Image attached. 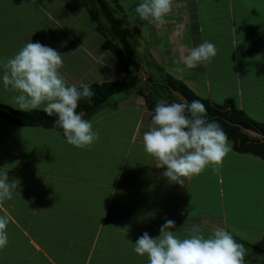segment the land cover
Here are the masks:
<instances>
[{
    "label": "crops",
    "instance_id": "0c3cea01",
    "mask_svg": "<svg viewBox=\"0 0 264 264\" xmlns=\"http://www.w3.org/2000/svg\"><path fill=\"white\" fill-rule=\"evenodd\" d=\"M60 3L66 5L64 0ZM166 20L165 25L155 26L158 36L154 34L153 42L157 39L170 77L182 79L180 82L197 97L203 94L209 98L210 88H223L217 72L220 67H225L224 71L231 70L237 79L255 70L256 83L248 84L250 88L240 87L239 83L236 95L228 99L245 115L251 105L257 109L254 113L264 118L263 105L248 103L252 99L257 101L259 96H263L261 102L264 99V0H173L172 12ZM64 21L65 26L54 19L52 10L44 6L43 0H0V61L33 42L32 37L44 38L46 27L38 26L42 22L55 25L68 35L67 28L73 26V18L66 15ZM204 41L216 45L217 55L206 67L186 69L183 57ZM44 43L49 45L42 39V45ZM85 53L91 59L89 51ZM110 68L115 70V66ZM182 68L185 70H178ZM142 77H146V73L142 72ZM254 89L258 92L253 93ZM4 90L0 81V91ZM205 98L201 99L214 106L228 100L216 104ZM131 103L138 112L134 128L127 131L122 127L123 122H114L110 125L113 134H109L108 141H102L107 134L103 131L105 127L96 126L93 129L99 132V139L86 149L68 145L61 135L54 137L46 147L28 144L26 140L32 141L36 136H26L28 127L0 117V174L7 172L10 183L11 178L18 177L17 172L24 177L18 178L12 199L3 205L13 222L7 228L8 246L0 250V264H147V257L137 256L132 244L145 232L152 238L158 237L166 219L175 221L173 231L181 239L189 237V229L194 226H199L205 237L223 228L245 246L246 264H263L264 208L254 210L251 200H246V193H233L237 178L244 180L243 170L252 174L249 168L241 166H251V161L258 157L243 163V159H248L232 149L224 158L218 179L211 168L204 171L216 176L215 184L207 182L208 178L201 174L195 181L186 180L183 187H173L174 183L162 176L165 169L155 168V162L143 151L142 135L154 111L148 110L145 100L136 96L132 102L122 98L115 103L114 113H127ZM0 104L6 105L1 95ZM98 123L94 121L95 125ZM31 129L39 133L43 128ZM239 158L242 163L238 162ZM258 160L259 166L255 168L258 175L255 174L262 181L264 160ZM236 164L241 166L237 169ZM32 167L37 168L35 172ZM221 173L230 175L227 176L228 186ZM32 179L34 182L29 183ZM217 185L219 190L210 192L209 197L203 186H214L216 190ZM224 188H229L226 195ZM261 194L264 197V192ZM256 198L252 200L257 202ZM32 216L43 219L35 221V228L49 224L50 231L43 234L41 229L27 226L35 219Z\"/></svg>",
    "mask_w": 264,
    "mask_h": 264
},
{
    "label": "clouds",
    "instance_id": "9594fccd",
    "mask_svg": "<svg viewBox=\"0 0 264 264\" xmlns=\"http://www.w3.org/2000/svg\"><path fill=\"white\" fill-rule=\"evenodd\" d=\"M172 5L173 0H141L133 11L141 21L161 27L167 23ZM216 55V45L204 41L187 51L183 63L186 69L206 67ZM63 56L49 46L30 41L12 57L0 61V81L6 90L15 93L13 104L21 112L42 109L55 117V126L68 145L86 149L99 139V132L77 108L82 98L90 100L93 93L86 84L77 87L66 81L61 74ZM142 144L145 154L155 162L154 167L165 169L163 178L181 187L208 168L219 175L224 158L232 150L220 125L207 119L204 105L198 100L189 103L182 96L172 102L161 99L156 103ZM17 183L8 181L7 172L0 174V250L8 246L7 228L13 222L3 205L12 199ZM175 227V221L166 219L158 237L143 233L131 243L134 253L147 257V264H246L245 246L231 232L217 228L205 237L199 226H194L191 235L181 239L173 231Z\"/></svg>",
    "mask_w": 264,
    "mask_h": 264
},
{
    "label": "rangeland",
    "instance_id": "374dc122",
    "mask_svg": "<svg viewBox=\"0 0 264 264\" xmlns=\"http://www.w3.org/2000/svg\"><path fill=\"white\" fill-rule=\"evenodd\" d=\"M64 1L66 2V5H62L60 3V0H43V3L46 8L52 10L53 18L62 22L64 26L66 15H70L73 18V26L71 27V29L67 28L68 35H66V32H61L60 28L56 27L55 25H51L48 22H42L41 24H38V26L40 27H46L44 31V38L42 39L43 41L49 42V45H46L45 43L44 44L64 55V64L63 68L61 69V74L62 71L65 70V72L64 75L62 74V76L69 84H74L77 87H79V85L81 84L90 86L94 83L100 84L103 82L114 81L121 78L123 75L122 68L119 66L115 57L110 52L102 49L103 37H101V35L95 30V27L97 25L96 17L99 19L104 28H108L110 25L106 17L103 15L102 11L100 10L98 4L93 3L92 8L86 6L83 0ZM104 1L111 8L110 10L113 16L122 19V21L124 22V27L127 28L129 32V42L135 51L136 58H138V60H140L141 62V72L146 73V77H142V74L140 73L138 74V84L128 93L113 95L94 114L90 115L89 117L84 114L85 119L92 121L93 128H95L96 126L101 127V129L105 127L103 131L107 134L102 137V141H108L110 138L109 134H113L114 130L110 125H112L114 122H123L122 127H124L125 130L130 131L131 128H134V125L136 124L138 118V112L135 111L134 104H129L130 108L127 109V113L121 111L115 114V103L121 102L122 98H128V101L132 102L134 101V98L136 96L141 97L143 100L148 97L147 99L154 103H157L161 99L172 102L176 99L171 97L168 99L166 94H171V88H177V86H175L176 84L172 83V80L169 79L171 75L168 73L167 68H165V63H163V52L157 47V39L153 42V39L156 37L154 34H157L158 36V32L155 30V26L146 21H141L134 14L133 10L135 6L138 5L141 0H116L122 10L116 8L113 0ZM51 4H53V6ZM89 10H91V13L88 12ZM42 39L40 40L37 36L35 38L32 37L33 42H39L41 44ZM116 43H118V41ZM85 51H89L91 59L90 57H88ZM110 66H115V70H113V68H110ZM66 68L69 69L66 70ZM224 69L225 67H220L219 71H217L218 74L221 75L222 82L220 83V85H222L223 88L219 90L212 87L210 88L209 98H205L203 94H200L201 96H199L201 98H205L210 100L211 102L220 104L224 99H228L230 96L236 95V91L238 90L237 85L239 83L240 87H244V85H246L248 88H250L248 84L252 85L256 83L255 70L250 71V75H244L241 79H237V77H235L234 73H232L231 70L224 71ZM248 77H251V80ZM180 81H182V79ZM242 90H244V88H242ZM255 90L256 89L253 90V93L258 92ZM4 92L6 93L5 95ZM0 95L2 97V101L6 102L5 106H9L18 110V108L13 104L12 98L14 94H12L11 91H0ZM261 97L263 96H259V99L257 101H254L252 99L248 101V103H253L252 105L257 104L259 107H262L263 105L264 107V99L261 102ZM244 104H247V102H245ZM256 110V108L250 105L249 109H246L248 113H245L250 119L264 123V118L262 117L263 115H256L254 113ZM261 113L263 112H260L259 114ZM252 115L255 116L257 120L253 119ZM97 120L99 121V123L95 125L94 121ZM25 131L27 137L32 136L33 134L36 135L32 137L34 140H26L27 143H35V145L39 147L41 146V144L46 147L50 142L55 140L54 137L57 138L60 135V133L58 135V132L54 130L42 129L39 133H37L36 130L28 128ZM101 143L106 145L103 142H100V144ZM39 149L40 148H37V150ZM27 153L29 154L30 151H27ZM244 157L245 159L247 158L248 161H245L243 159V163H247L250 160L256 159L255 156H252L250 154H244ZM257 160L251 161L253 162L251 166L250 164H243V166L239 164L242 169L249 168L248 170H250L252 174H250L249 172L246 173V171L243 170V173H241V175H244V180L242 178L238 179V177L237 182H235V186L237 188H233L234 194L240 192H244L247 194L248 198L246 200H251V202L253 203L252 208H254V210H257L258 208H264V197H262L261 194L262 192H264V179L260 178L263 181L262 182L256 176V174L258 175V171L255 170V168L259 166V162H257ZM238 162L242 163V160L240 159L238 160ZM239 165L236 164L234 165V167H237L238 169L240 167ZM36 169V167H32V172H35ZM27 170L28 172H30L29 170H31V168L28 167ZM203 175L208 178L206 179L207 182H213L215 184L216 176L205 173H203ZM221 175L224 180L223 182H227L225 185L228 186L227 176L230 177V175H224L223 173H221ZM15 176L18 177L11 178L10 181H17L18 185V178L21 177L20 180H22L24 177L20 176V172H17ZM27 176H29V174ZM219 176L220 175L217 176V179ZM193 179L194 181L195 179L197 180L198 176H194ZM30 182H34V179L29 180V183ZM172 186L180 188V185L177 184H173ZM203 188L207 191L209 197H211L210 192L212 193L214 191V193H216L219 190L218 185L216 190H213L214 186H203ZM239 189L241 190L239 191ZM228 190L229 188H224V190L222 191H224L226 195V192ZM253 197H258L256 198L257 202L252 200ZM203 199L204 196H202V202L205 201ZM190 201L194 202L193 199H190ZM175 202V200H172V204H175ZM36 217L38 216H32L31 218L35 219H33V221L30 222L27 226H30L31 229H41L43 234H47L50 231L49 224H42L41 228L40 225H38L37 228H35V221H43L42 218ZM191 229H189V231ZM256 255L260 256V254Z\"/></svg>",
    "mask_w": 264,
    "mask_h": 264
},
{
    "label": "trees",
    "instance_id": "16d2710c",
    "mask_svg": "<svg viewBox=\"0 0 264 264\" xmlns=\"http://www.w3.org/2000/svg\"><path fill=\"white\" fill-rule=\"evenodd\" d=\"M85 5L93 8V3L98 4L103 15L109 22V27L104 28L96 17L95 30L103 37L102 49L110 52L123 70V76L118 80L103 83H94L89 87L93 93L91 99L82 98L79 102L77 112L86 116L94 114L110 97L116 94L128 93L136 87L139 82L138 74L141 72V62L136 58L135 51L128 39V29L124 22L113 16L111 8L104 0H83ZM116 8L122 10L116 0H113ZM89 10L88 12H90ZM91 13V12H90ZM118 41V43H116ZM177 88H171V94L167 93L168 99L182 96L189 103L198 100L206 109V117L210 122H216L227 134L232 142V149L239 154H250L264 160V123H258L249 119L242 111L238 110L231 99L222 105L214 106L207 100L201 99L193 94L182 82L169 78ZM167 92V91H166ZM148 98V97H147ZM145 99L148 110L154 111L156 103ZM0 117L22 127L43 128L54 130L63 137L62 131L55 126V117H49L43 110H32L21 112L9 106L0 104ZM242 128L256 130L263 139L250 138L242 131ZM64 138V137H63Z\"/></svg>",
    "mask_w": 264,
    "mask_h": 264
},
{
    "label": "water",
    "instance_id": "95a60500",
    "mask_svg": "<svg viewBox=\"0 0 264 264\" xmlns=\"http://www.w3.org/2000/svg\"><path fill=\"white\" fill-rule=\"evenodd\" d=\"M242 131L252 139H257V140L263 139V136L256 130L242 128Z\"/></svg>",
    "mask_w": 264,
    "mask_h": 264
}]
</instances>
